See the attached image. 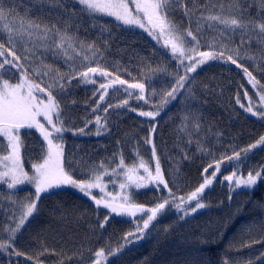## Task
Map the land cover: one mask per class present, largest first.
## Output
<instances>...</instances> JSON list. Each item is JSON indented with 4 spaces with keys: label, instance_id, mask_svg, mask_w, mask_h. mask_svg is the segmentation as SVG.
<instances>
[{
    "label": "snow or ice",
    "instance_id": "snow-or-ice-1",
    "mask_svg": "<svg viewBox=\"0 0 264 264\" xmlns=\"http://www.w3.org/2000/svg\"><path fill=\"white\" fill-rule=\"evenodd\" d=\"M137 30L154 42L147 56L134 46L129 52L126 41L124 47L118 43ZM158 55L167 57V62L153 66ZM124 56L127 64L122 62ZM133 62L137 76L132 75ZM215 65L240 71L257 99L248 90L241 93L240 84L234 104L264 121V0H0V210L7 220L0 224V254L7 264H21V258L22 264H45L41 257L47 255L58 257L55 264H113L112 258L148 237L170 212L176 221L163 228L166 234L209 209L205 194L222 166L233 169L222 181L227 182L229 201L236 189H252L264 182V165L246 175L239 167L250 154L264 151V134L246 147L229 145L219 155L211 144L223 134L213 132L204 109L211 101L225 102V87L215 77H199ZM161 74L170 83L157 88ZM81 86L91 90L83 105L75 95ZM178 99L183 108L173 148L180 160L169 152L167 158L173 163L166 172L156 142L158 118ZM232 102L229 97L228 103ZM127 112L148 125L137 140L131 163L124 152L127 140L115 139L111 154L98 162L75 139L68 146L69 134L112 137L113 129L119 130L113 116ZM142 145L151 153L147 160L139 151ZM197 154L206 159L202 182L184 191L180 161ZM25 189L27 195L21 197ZM67 190L94 205L95 219L88 222L85 240L103 241L117 218L131 224V230L116 246L105 241L93 249L82 243L71 254L50 249L42 241L32 253L20 249L18 236L41 214L43 200ZM140 190L153 192L149 204L136 200ZM56 212L65 220L59 207L53 209ZM83 218L84 214L77 217ZM254 227L259 235L253 234ZM255 245L264 249V217L247 227L239 243L234 238L228 247L239 251ZM221 264L233 261L224 259ZM235 264H264V251Z\"/></svg>",
    "mask_w": 264,
    "mask_h": 264
},
{
    "label": "trees",
    "instance_id": "trees-1",
    "mask_svg": "<svg viewBox=\"0 0 264 264\" xmlns=\"http://www.w3.org/2000/svg\"><path fill=\"white\" fill-rule=\"evenodd\" d=\"M124 41L129 46H134L141 55L147 56L150 54L154 42L143 34L141 30L135 33H126L120 43L121 47L125 46ZM123 63H128V56L123 57ZM167 62V57L156 56L153 60V66L156 63ZM174 64V62H173ZM172 66L170 65V68ZM132 75L137 76L135 70V62L131 65ZM253 70L252 67L249 69ZM258 79L261 76L254 72ZM125 79H131L122 73ZM215 77V82L223 86L231 87L230 97L233 98L232 103H228V97L224 94V103L211 101L205 106V115L209 118L208 122L213 125V132L222 133L221 140L213 139L211 144L215 146L217 155L229 145L237 148L246 147L248 143H252L264 134V122H257V118L246 114L242 109L234 104V95L238 85L243 84V88L239 91L243 93L248 90L249 94L254 97V92L247 84L246 79H242V74L235 66L231 69L228 67L215 65L211 69H206L200 73L199 79L208 80ZM264 82V79H262ZM170 78H166L163 74L157 79L155 87L169 86ZM75 95L81 105L85 99L91 96V90L81 86L75 90ZM243 103L246 100L242 99ZM135 106V101H130ZM230 105V106H229ZM183 105L180 100L172 102L158 118L160 132L157 137L158 154L161 157V166L165 171L169 169L172 161L168 157L170 152L173 157L180 160L179 152L173 148L176 142L177 131L176 126L179 124V116L182 113ZM235 112H239L240 120L234 116ZM77 112L80 116L84 115L82 109ZM242 115L244 118H242ZM114 120H118L119 130L113 129L112 137L97 138L94 135L89 137L73 138L69 134L68 146L71 147L73 140L80 146L83 152H87L92 156V159L99 161L103 157L111 154V149L115 146V139L127 140L124 148L126 162L131 163L134 157V148L137 140L143 137L146 133L142 129H146L148 125L143 122L144 118H139L135 113L127 112L119 118L113 116ZM79 123V121H77ZM82 126V125H81ZM94 131V129H93ZM125 133L129 135L125 137ZM133 133H138V136H133ZM161 141L167 145V148L162 146ZM108 148L106 152L104 149ZM195 151L194 147L192 149ZM144 159L147 160L151 153L146 146L139 148ZM82 152V154H83ZM27 159V157H25ZM153 167H154V161ZM206 163V159L202 160L197 154V158L192 160H181V176L183 178L184 191L194 189L201 180L202 165ZM264 165V151L257 150L250 154L243 165L239 167L243 169L244 175L249 169L257 168ZM27 166V165H26ZM211 171V170H210ZM233 171L231 167L222 166L221 174L211 189L205 194V202L210 203L211 207L201 211L188 223L180 222L175 225V230L169 234L163 232V228L176 221L173 213H169L162 218L161 223L157 225L151 234L144 240L136 242L134 245L128 246L123 254L112 258L113 264H221L222 260L229 259L235 264L236 261H246L249 258L255 259L257 255L264 249L259 245L253 248H242L239 251L229 249V242L235 238L239 241L244 237V231L253 222H258L264 217V208L260 207L264 203V182H259L252 189H237L232 193V200H228V189L225 188L223 176L228 175ZM111 189V185L109 186ZM28 189L20 191L21 197L27 195ZM154 194L148 190H140L135 197L138 202L149 204L153 200ZM222 202V203H221ZM59 207L65 214V220L60 219V212L53 213V209ZM94 205L82 194L73 190L59 192L57 195L47 197L41 205V214L31 221L26 226L25 230L18 236L17 246L25 252L32 253L38 247L37 241H42L48 248L56 249L57 252L63 250L71 254L82 243L90 244L95 249L102 246L105 241L111 242L116 246L121 242L124 232L131 230L132 225L123 222L122 218H117L113 221L112 226L104 233V240L97 242L94 237L85 240V236L89 235L88 222L95 219V213L92 212ZM84 214L83 219L77 217ZM6 217L3 211L0 210V224H6ZM253 234L259 235L257 229L253 228ZM202 239L209 240L208 243H202ZM45 264H55L58 257L56 255L42 256ZM23 258H21L22 264ZM0 264H7V259L0 254Z\"/></svg>",
    "mask_w": 264,
    "mask_h": 264
},
{
    "label": "rangeland",
    "instance_id": "rangeland-1",
    "mask_svg": "<svg viewBox=\"0 0 264 264\" xmlns=\"http://www.w3.org/2000/svg\"><path fill=\"white\" fill-rule=\"evenodd\" d=\"M220 84V83H219ZM222 84H224L223 82H222ZM225 87V93L224 94H226V96L229 98L230 97V94H231V87H227V86H224ZM250 96H252L253 97V99L255 100V99H257L256 97H254L252 94H249ZM246 103H247V101H246ZM230 106V105H229ZM233 113H234V116L237 118V120H240V116H239V112L237 111V112H235V111H233ZM242 118H244L243 117V115H242ZM257 122H264V121H259L258 119H257ZM225 188L226 189H228V187H227V182H225ZM238 191H242V190H244V189H237Z\"/></svg>",
    "mask_w": 264,
    "mask_h": 264
}]
</instances>
